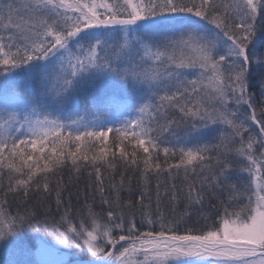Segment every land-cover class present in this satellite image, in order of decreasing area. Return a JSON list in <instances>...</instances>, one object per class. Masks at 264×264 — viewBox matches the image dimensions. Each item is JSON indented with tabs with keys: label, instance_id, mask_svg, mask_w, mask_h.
I'll return each mask as SVG.
<instances>
[{
	"label": "snow or ice",
	"instance_id": "1",
	"mask_svg": "<svg viewBox=\"0 0 264 264\" xmlns=\"http://www.w3.org/2000/svg\"><path fill=\"white\" fill-rule=\"evenodd\" d=\"M26 231L36 264H69L48 237L87 264H264V0H0L4 250Z\"/></svg>",
	"mask_w": 264,
	"mask_h": 264
},
{
	"label": "trees",
	"instance_id": "2",
	"mask_svg": "<svg viewBox=\"0 0 264 264\" xmlns=\"http://www.w3.org/2000/svg\"><path fill=\"white\" fill-rule=\"evenodd\" d=\"M90 99V97H89ZM85 102V97L84 96H81V104L83 103L84 104ZM83 109L82 105H81V110ZM110 137H111V133L109 134ZM69 171L67 169L64 170V172L62 173L63 175V178H64V181L65 183L68 182V178H69ZM87 180V176L86 174L84 176L81 177L80 181L78 183H73L72 185L69 186V191H71L73 193V204L77 207V208H80V206L84 203V197H83V193L81 192L80 193V203L77 204L76 203V194L78 192V190H82L84 188V185H85V182ZM179 182V181H177ZM107 183V181H106ZM155 184V181H153V185ZM133 187L135 188V181H133ZM124 196L125 198L127 199L128 198V194L127 192L124 193ZM65 197H67V192L65 193ZM37 201V196H33L29 203L30 204H35ZM91 202V201H89ZM96 202L97 204L99 203V197L97 196L96 198ZM47 204H50L51 205V208H52V211L53 213H55V203H54V194H53V197L51 199H49L47 202ZM213 204H216L217 205V208H212L211 205ZM12 210L15 211L16 210V204L13 203L12 204ZM97 211H100L99 208L96 209ZM221 211L222 212V209H219V205H218V202L213 199L211 201H209L208 199L205 200V203H204V207L202 209L200 208H193L191 211H192V215L190 218H186V220L181 223L180 225V230L181 232H183L184 228L188 227V228H196V229H199L201 227H203L204 225V220L200 219L199 217V213H205L207 215H209L210 217H214L216 212L217 211ZM183 211V207L181 206L179 209H178V212H182ZM209 223L211 222V220L208 221ZM142 231L144 229H141ZM158 230V229H157ZM194 234H198V233H194ZM25 238V242L27 244V246L32 249V247H34L33 243H34V236L38 237V235L36 233H33L31 231H26L25 233L22 234ZM34 237V238H33ZM48 239L53 242L54 240L51 238V237H48ZM67 251H69V253L72 255H70L69 259H68V262L70 261H73L74 260V257L75 258H80L81 260L84 258L82 255L85 253L87 254L86 252H80L79 250H71V249H67ZM14 252H17V251H9V252H6L3 248V245L2 243H0V258H3V259H6L8 258L10 255H12V253ZM76 252L78 254V257L74 256L73 257V253ZM17 255L21 256V254L18 252ZM88 255V254H87ZM82 257V258H81Z\"/></svg>",
	"mask_w": 264,
	"mask_h": 264
},
{
	"label": "rangeland",
	"instance_id": "3",
	"mask_svg": "<svg viewBox=\"0 0 264 264\" xmlns=\"http://www.w3.org/2000/svg\"><path fill=\"white\" fill-rule=\"evenodd\" d=\"M81 105L83 107V103ZM74 115H75V113L73 114V118H74ZM34 237H33L34 238V243H33L34 247H32V249H31V255L25 256V255L21 254V256H19V255H17L18 252H14V253H12V255H10L6 259L0 258V264H5V261L25 260V259L31 260V261H33V264H36V262H38L41 259V256H40L39 251H38L39 247H40V241H39L38 237H36V236H34ZM52 243L55 244L56 248L60 249L61 252L66 254V260L68 261V259H69L71 254L69 253V251H67V248H64V246H62V245L56 244L55 241H53ZM74 256L78 257V254L76 252H74L73 253V257ZM82 256L84 257L82 260L80 258H75L74 257V260L70 261L69 264H87V261L89 259V255L84 253ZM71 257H72V255H71ZM50 258H54V257H50Z\"/></svg>",
	"mask_w": 264,
	"mask_h": 264
}]
</instances>
